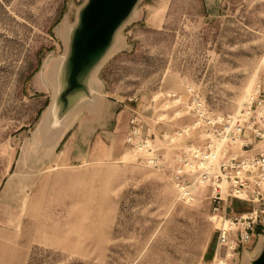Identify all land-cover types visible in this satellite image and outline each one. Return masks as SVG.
<instances>
[{
    "label": "rangeland",
    "instance_id": "rangeland-1",
    "mask_svg": "<svg viewBox=\"0 0 264 264\" xmlns=\"http://www.w3.org/2000/svg\"><path fill=\"white\" fill-rule=\"evenodd\" d=\"M85 2L0 0V264H211L221 217L252 204L213 213L206 190L179 195L173 169L204 144L186 104L237 114L264 96V0H139L101 65L159 166L127 146L114 161L52 168L34 137Z\"/></svg>",
    "mask_w": 264,
    "mask_h": 264
},
{
    "label": "built area",
    "instance_id": "built-area-1",
    "mask_svg": "<svg viewBox=\"0 0 264 264\" xmlns=\"http://www.w3.org/2000/svg\"><path fill=\"white\" fill-rule=\"evenodd\" d=\"M186 109L193 117L189 130L202 131L204 144L183 149L184 158L173 169L179 195L192 202L193 189L206 190L213 213L232 200L252 204L246 213L221 217L211 264H229L237 248L250 243L264 218V96L257 90L256 98L239 114L213 115L196 96ZM137 122L134 115L126 144L145 167L156 168L161 162L159 149L139 135ZM187 132L182 130L178 137ZM186 175L192 177L189 186L183 184Z\"/></svg>",
    "mask_w": 264,
    "mask_h": 264
},
{
    "label": "crops",
    "instance_id": "crops-1",
    "mask_svg": "<svg viewBox=\"0 0 264 264\" xmlns=\"http://www.w3.org/2000/svg\"><path fill=\"white\" fill-rule=\"evenodd\" d=\"M102 68L100 64L90 74L89 96L71 105L59 123L51 124L49 113L38 123L34 140L37 150L43 154V165L52 168L81 167L122 157L127 147L129 122L135 111L131 104L113 95ZM49 82L51 93L55 96L56 79L50 76ZM53 102L54 97L49 106ZM263 243L264 218L250 243L239 246L229 264H249L258 255ZM215 248L216 241L207 254V263H211Z\"/></svg>",
    "mask_w": 264,
    "mask_h": 264
},
{
    "label": "water",
    "instance_id": "water-1",
    "mask_svg": "<svg viewBox=\"0 0 264 264\" xmlns=\"http://www.w3.org/2000/svg\"><path fill=\"white\" fill-rule=\"evenodd\" d=\"M139 0H86L69 33L62 61L50 71L57 92L49 116L59 123L71 105L89 96V77L113 48L119 29L133 17ZM249 264H264V243Z\"/></svg>",
    "mask_w": 264,
    "mask_h": 264
},
{
    "label": "bare ground",
    "instance_id": "bare-ground-1",
    "mask_svg": "<svg viewBox=\"0 0 264 264\" xmlns=\"http://www.w3.org/2000/svg\"><path fill=\"white\" fill-rule=\"evenodd\" d=\"M251 98V97H250ZM240 112H238L237 114H239ZM214 219V218H213Z\"/></svg>",
    "mask_w": 264,
    "mask_h": 264
}]
</instances>
